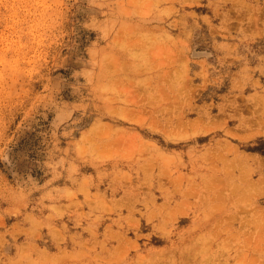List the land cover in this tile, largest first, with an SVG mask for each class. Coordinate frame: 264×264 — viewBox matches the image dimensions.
<instances>
[{
    "label": "rangeland",
    "instance_id": "1",
    "mask_svg": "<svg viewBox=\"0 0 264 264\" xmlns=\"http://www.w3.org/2000/svg\"><path fill=\"white\" fill-rule=\"evenodd\" d=\"M260 145L264 0H0V264H264Z\"/></svg>",
    "mask_w": 264,
    "mask_h": 264
},
{
    "label": "bare ground",
    "instance_id": "2",
    "mask_svg": "<svg viewBox=\"0 0 264 264\" xmlns=\"http://www.w3.org/2000/svg\"><path fill=\"white\" fill-rule=\"evenodd\" d=\"M213 211H215V212H217V210L215 209V208H213L212 209V212ZM259 213V216H258V218L257 217H253L251 220H250V222H249V220L248 221H244V222H242V226L240 227L241 228V230H243V228L245 229H249V228H260V230H264V209H262L260 212H258ZM237 214V213H236ZM206 218V217H205ZM209 220V219H208ZM210 224V222H207V226ZM237 235V234H236ZM234 236V240H236L237 239V241L239 242V243H241V240L243 241V238H241L239 235H237V236ZM264 235V234H263ZM262 235V236H263ZM245 240V246H243L242 247V249H246V248H248L249 249V245L247 244V243H251L252 242V238H246V239H244ZM247 245H248V247H247ZM251 248V247H250ZM252 249V248H251ZM255 249L253 248V251H254Z\"/></svg>",
    "mask_w": 264,
    "mask_h": 264
},
{
    "label": "trees",
    "instance_id": "3",
    "mask_svg": "<svg viewBox=\"0 0 264 264\" xmlns=\"http://www.w3.org/2000/svg\"><path fill=\"white\" fill-rule=\"evenodd\" d=\"M249 150L251 151H258L264 153V147L262 145L260 146H254V147H249Z\"/></svg>",
    "mask_w": 264,
    "mask_h": 264
}]
</instances>
